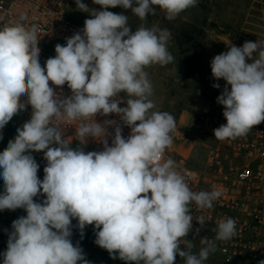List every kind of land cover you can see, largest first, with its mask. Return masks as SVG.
Wrapping results in <instances>:
<instances>
[{"label": "clouds", "instance_id": "9594fccd", "mask_svg": "<svg viewBox=\"0 0 264 264\" xmlns=\"http://www.w3.org/2000/svg\"><path fill=\"white\" fill-rule=\"evenodd\" d=\"M93 3L100 7L75 0L76 9L91 18L64 45L57 44L43 66L37 25H26L21 15L0 28V130L31 106L30 119L0 152V211L26 212L4 230L3 264H91L79 242H72L73 228L82 240L87 226L93 227L94 243L125 264H175L177 256L184 264H205L217 241L237 235V221L221 220L214 239L201 238L199 251H193L195 243L187 239L193 230L190 206L212 209L221 193L192 190L175 161L164 160L175 119L152 111L145 69L174 61L171 32L143 24L133 31L128 15L108 10L121 7L146 21L158 8L171 21L198 0ZM227 49L210 62L212 77L226 82L217 97L226 123L213 130L221 141L246 136L264 121V40L240 47L229 43ZM64 85L71 95L63 94ZM111 114L119 120L96 119ZM61 121L79 122L75 135L82 146H69ZM124 127L130 129L127 137ZM89 138L103 150L86 152ZM33 152H42L46 161L42 180ZM196 222L200 227L194 236L206 218L201 215Z\"/></svg>", "mask_w": 264, "mask_h": 264}, {"label": "built area", "instance_id": "2783aa9c", "mask_svg": "<svg viewBox=\"0 0 264 264\" xmlns=\"http://www.w3.org/2000/svg\"><path fill=\"white\" fill-rule=\"evenodd\" d=\"M74 3L75 0H0V28L14 24L21 15L27 17L26 25H37L40 29L37 33L40 62L43 66L47 58L55 55L57 44L64 45L66 38L84 27L68 14ZM227 50L226 47L222 52ZM215 83L220 88H214L212 85ZM225 83L212 77V96L195 121V130L208 139L202 165L192 166L187 154L171 146L166 149L164 160L171 158L175 161L176 170L185 177L192 190H218L221 193L212 209L201 211L195 204L190 206L193 230L187 239L194 241L193 251H199L201 238L214 239L218 223L231 217L237 221V235L228 241L216 242L218 260L222 264H258V261L264 260V121L253 126L246 136L223 141L216 139L213 130L226 123L223 106L217 103ZM50 86L60 91L51 82ZM63 94L71 95L67 85L63 86ZM30 114L31 106H28L26 111H21L15 117L28 120ZM96 119L99 122L104 119L119 120L115 114L108 117L98 115ZM78 124V121L60 122L65 129L63 138L68 144L82 146L75 135ZM129 133L130 129L124 127L123 135L127 137ZM84 150L100 151L103 146L89 138ZM201 215L206 218V224L199 235L194 236L195 229L200 227L196 219Z\"/></svg>", "mask_w": 264, "mask_h": 264}, {"label": "rangeland", "instance_id": "374dc122", "mask_svg": "<svg viewBox=\"0 0 264 264\" xmlns=\"http://www.w3.org/2000/svg\"><path fill=\"white\" fill-rule=\"evenodd\" d=\"M89 8H99L93 0H83ZM235 6V9L228 7ZM114 13L128 15V23L133 31L142 24L146 27L158 26L171 32L169 51L174 61L166 66L159 64L146 67L148 79L151 82L153 95L150 99L155 104L152 111L170 113L175 119V130L171 133L172 145L179 144L185 149L192 166L202 165L206 154L208 139L195 130L197 116L207 107L212 96L210 62L215 55L222 53L227 44L240 47L245 41L256 42L264 40V0H198V4L184 12L176 19L169 21L165 13L157 8L155 15H150L146 21H141L130 10L121 7L109 8ZM71 19L84 26L85 19L91 18L88 13L78 11L76 4L68 10ZM196 53V60L191 74L185 75L186 60ZM26 119H13L0 130L3 139L0 140V152L14 139L16 129ZM73 148L75 144H69ZM173 146V147H174ZM172 147V148H173ZM40 165L38 177L42 180L46 161L42 152H33ZM3 180L0 179V192H3ZM37 198H34V200ZM44 197H39L43 200ZM26 215L23 209L15 211H0V253L7 248L8 235L5 229L11 230L12 221ZM73 225L76 221H72ZM95 235L92 226L85 229L81 240L79 231L73 228L72 242H79L86 259L91 264H125L120 259H111L109 253L94 243ZM194 252H198L195 250ZM98 254V255H97ZM97 255V256H96ZM98 259H97V258ZM0 264L3 258L0 257ZM175 264H184L177 256ZM205 264H222L216 253L210 254Z\"/></svg>", "mask_w": 264, "mask_h": 264}, {"label": "trees", "instance_id": "16d2710c", "mask_svg": "<svg viewBox=\"0 0 264 264\" xmlns=\"http://www.w3.org/2000/svg\"><path fill=\"white\" fill-rule=\"evenodd\" d=\"M195 60H196V53H193L190 57L187 58V60H186V70H185V75L186 76L191 74L192 69L194 68Z\"/></svg>", "mask_w": 264, "mask_h": 264}, {"label": "crops", "instance_id": "0c3cea01", "mask_svg": "<svg viewBox=\"0 0 264 264\" xmlns=\"http://www.w3.org/2000/svg\"><path fill=\"white\" fill-rule=\"evenodd\" d=\"M226 7H228V6H226ZM228 8H229V9H235L236 7H235V6H230V7H228ZM173 146H174V145H171V148H172ZM173 148H175V146H174ZM180 148H181V149H180ZM182 148H183V147H182L181 145H179V144L176 146V149H177V150H179L180 152H183V153H184V152H185V149H184V148L182 149Z\"/></svg>", "mask_w": 264, "mask_h": 264}]
</instances>
